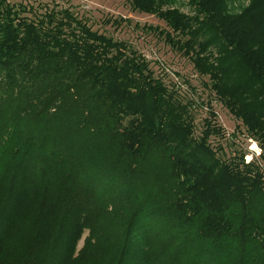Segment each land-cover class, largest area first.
I'll return each instance as SVG.
<instances>
[{
	"label": "trees",
	"instance_id": "16d2710c",
	"mask_svg": "<svg viewBox=\"0 0 264 264\" xmlns=\"http://www.w3.org/2000/svg\"><path fill=\"white\" fill-rule=\"evenodd\" d=\"M127 1L262 163L212 141V109L197 135L194 99L129 42L0 0V264H264V0Z\"/></svg>",
	"mask_w": 264,
	"mask_h": 264
},
{
	"label": "rangeland",
	"instance_id": "374dc122",
	"mask_svg": "<svg viewBox=\"0 0 264 264\" xmlns=\"http://www.w3.org/2000/svg\"><path fill=\"white\" fill-rule=\"evenodd\" d=\"M10 2L32 7L26 15L41 14L52 9H69L87 21L94 30L129 42L146 56L158 76H162L167 82L175 80L188 98L194 99L197 135L202 130L205 118L211 117L212 109L217 113L214 121L221 126L224 134L213 137L212 141L215 144L221 143L229 156L236 150H242L246 153V162L254 158L262 163L260 158L262 149L259 143L246 134L245 128L240 126L239 121L215 97L213 91L209 89V78L198 75L191 60L174 50L159 35L156 27L166 29L164 21L156 16L134 11L127 0H10ZM186 2L187 0H179L178 6L184 12L192 13ZM150 26L152 30L149 29ZM88 234L89 231L85 230L77 250L83 246Z\"/></svg>",
	"mask_w": 264,
	"mask_h": 264
}]
</instances>
